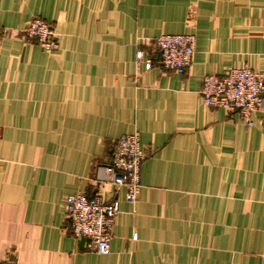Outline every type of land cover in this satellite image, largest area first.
<instances>
[{
    "label": "crops",
    "instance_id": "0c3cea01",
    "mask_svg": "<svg viewBox=\"0 0 264 264\" xmlns=\"http://www.w3.org/2000/svg\"><path fill=\"white\" fill-rule=\"evenodd\" d=\"M33 18L57 51L22 34ZM163 34L195 37L182 75L157 63ZM242 65L264 72V0H0V261L264 264V95L251 128L200 95ZM135 132L130 206L104 168ZM78 193L119 203L106 256L70 232Z\"/></svg>",
    "mask_w": 264,
    "mask_h": 264
},
{
    "label": "built area",
    "instance_id": "2783aa9c",
    "mask_svg": "<svg viewBox=\"0 0 264 264\" xmlns=\"http://www.w3.org/2000/svg\"><path fill=\"white\" fill-rule=\"evenodd\" d=\"M22 34L34 40L45 52L58 50V42L52 26L40 18H33ZM159 52L158 65L166 71L182 75L191 66L196 52L195 37L190 34L160 35L154 39ZM143 62V52H136L137 66ZM152 61L144 68L149 70ZM204 106L222 109L226 113L238 114L247 128L254 125L264 95V72L248 65L230 67L224 76L205 75L200 90ZM145 154L140 146L137 132L122 135L115 144L110 163L104 168L106 182L115 187H125V202L134 206L140 191V167ZM71 234L83 240L97 254L106 256L110 252L111 229L120 213L117 201H107L100 193L87 197L83 193L69 195L62 203ZM136 234L132 240H136ZM0 264H9L0 261Z\"/></svg>",
    "mask_w": 264,
    "mask_h": 264
}]
</instances>
